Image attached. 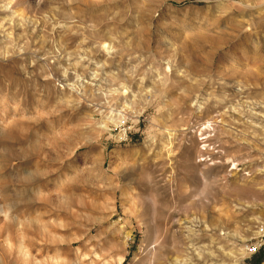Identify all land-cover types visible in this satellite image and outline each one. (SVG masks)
<instances>
[{"label":"rangeland","instance_id":"rangeland-1","mask_svg":"<svg viewBox=\"0 0 264 264\" xmlns=\"http://www.w3.org/2000/svg\"><path fill=\"white\" fill-rule=\"evenodd\" d=\"M0 264H264V0H0Z\"/></svg>","mask_w":264,"mask_h":264},{"label":"bare ground","instance_id":"bare-ground-1","mask_svg":"<svg viewBox=\"0 0 264 264\" xmlns=\"http://www.w3.org/2000/svg\"><path fill=\"white\" fill-rule=\"evenodd\" d=\"M121 260V259H120Z\"/></svg>","mask_w":264,"mask_h":264}]
</instances>
